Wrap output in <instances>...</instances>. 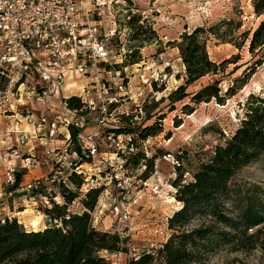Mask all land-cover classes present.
I'll return each mask as SVG.
<instances>
[{"label": "rangeland", "instance_id": "1", "mask_svg": "<svg viewBox=\"0 0 264 264\" xmlns=\"http://www.w3.org/2000/svg\"><path fill=\"white\" fill-rule=\"evenodd\" d=\"M102 13V38L106 35L103 33H108L112 29L116 30V35L109 40V47L114 56L111 62L121 73V77L116 78V81L122 82L123 79L124 85L121 102L117 105L120 110L115 118H118L120 123L128 121L131 127L152 125L160 127L157 135L147 140V147L151 148V151L150 148L147 149L150 151L149 155L150 157L154 155L153 171L147 179H144V183L134 184L131 200L123 203L129 218L135 224L134 247L142 251L150 248L151 245L160 247L170 235L167 229V217L181 207L180 202L174 197L176 191L173 186L174 180L180 173H183L184 178L190 179L197 165L206 160L215 146L224 143L235 131L240 115L245 113L249 96L264 93V55L249 51V39L242 47L234 44V42L241 43L242 33L254 30L263 17H258L254 13L252 0H113L104 7ZM130 15L141 16L140 23L145 28L141 39L152 37L150 41L142 43L141 40H133V32L127 23ZM224 20L233 21L228 26V29H232V31L228 30L230 35L226 40L210 37L207 43V50L212 61L222 64L219 71L210 73L189 85L187 88L189 96L171 104L170 93L186 80L185 67L179 50L174 47L173 42L179 40L181 34L186 31H192L198 26L215 25ZM238 25L240 27L237 28ZM132 59L137 62H132ZM254 65L256 67L253 70ZM106 72L99 73L104 81L114 77L113 73ZM248 72L251 74L247 83L237 89L235 94H230L232 91L229 87L235 89L239 85L236 80ZM64 78L65 97L71 94H82L84 88L91 85L94 80L92 73H79L73 68L64 70ZM209 84H216L220 90V98H212L209 102L193 101L192 97ZM186 105L189 107H185ZM40 106L46 108L41 107L44 110H37ZM0 107L3 110L13 109L18 114L15 117L7 116L6 122H2L0 117V140L3 138L5 140L6 133L8 138V144L6 142L0 144V158L8 152L14 156H20L21 159L30 161L34 159L41 164H44V161L49 162L50 172L46 170L41 178L44 184L40 188L41 193L38 194L47 195L52 201L56 199L61 203L60 191L63 189L60 188L59 183L51 182L50 176L57 165L56 157L67 149L65 144H68V135L69 132L72 133V130L67 132L65 128L59 127L54 140L61 143L60 147L49 148L44 154L40 152L36 155L28 151H19L15 145L17 143L15 137H12L17 135L19 139L17 141L20 142V133L24 132L28 135L25 131L18 132V124H16L20 120L24 123L27 113L35 118L44 117L48 123L53 122L60 107L59 100L52 99L50 103L36 102L29 106L13 102L11 105H0ZM139 109L141 110L140 119L131 123L128 118L138 115ZM123 112L125 114H120ZM2 114L10 115L11 113L7 110ZM95 115L96 113L86 116L89 120L86 126L89 129L93 127L92 119ZM16 117L18 119H15ZM11 124L14 125L11 126ZM128 124L126 122V125ZM8 126H10L9 130H7ZM34 132L36 133V130ZM71 141L75 143L72 138ZM70 148L75 149L77 153L79 147L74 144ZM15 149L18 155L14 154ZM182 154L183 157L177 160V156ZM178 164L182 165L179 170L176 167ZM16 165H14L15 170H17ZM132 176L136 177V174L133 173ZM252 184L260 185L264 189V155L242 168L231 180V187L234 189H244ZM4 185L8 188L12 186L6 182ZM26 200L28 202L14 203L17 210H22V205L26 207V203L33 206L32 209L27 207L29 210L25 214H18L17 220L26 224L24 227L28 230L43 229L46 223L42 216L45 213L44 202L41 203L39 198L36 204L27 198ZM80 200L77 198L70 205L72 212L83 210ZM11 215L17 214L8 215L0 210L2 218L11 217ZM115 218V214L111 211L100 213L99 209L95 208L93 212L95 226H99L105 219L108 221L105 224L106 227L111 223L105 228L106 231L112 230ZM120 231L123 232L124 229L121 228ZM103 253L107 255L106 251ZM209 260L210 264H264V254L258 249L234 251L228 247H222L217 249Z\"/></svg>", "mask_w": 264, "mask_h": 264}, {"label": "trees", "instance_id": "2", "mask_svg": "<svg viewBox=\"0 0 264 264\" xmlns=\"http://www.w3.org/2000/svg\"><path fill=\"white\" fill-rule=\"evenodd\" d=\"M252 6L254 13L263 18L254 30L242 33L241 43L234 44L242 47L249 39V51L263 56L264 0H252ZM140 22V15H130L127 21L133 32V40L145 43L152 37L141 39L145 28ZM232 23L233 21L224 20L215 25L198 26L192 31L182 33L179 40L173 42L185 67L186 80L170 93L171 104L189 96V85L219 71L222 64L212 61L207 43L210 37L226 40L230 35L228 30L232 31L228 26ZM132 62L137 61L132 59ZM254 67L256 66H253V70ZM250 74L248 72L238 78L236 82L239 85L235 89L229 87L232 91L230 94H235L237 89L245 85ZM219 91L216 84H209L192 99L196 103L209 102L212 98H220ZM66 101L70 107L82 105L77 95L69 96ZM191 110L193 111L192 108ZM126 122H119L117 128L106 131L115 135H130L138 146L143 141L147 144V140L157 135L160 128L157 125L131 127ZM75 135V131H72L71 138L74 140ZM72 151L76 152L75 149ZM150 151L140 147L128 158L125 168L133 170L145 163L147 169L139 177L147 179L153 171L154 162V155L150 157ZM77 153L79 154V148ZM183 154L178 155L177 160ZM262 155L264 93L249 96L245 113L240 115L235 131L224 143L216 145L206 160L197 165L190 179L184 178L183 173H180L174 180V197L181 207L167 217L169 237L160 247L149 253L142 251L130 263L210 264V256L222 247L234 251L258 249L264 254V189L257 184L244 189L231 187L235 174ZM176 167L179 170L182 165L178 164ZM21 182L22 173L19 172L16 174L15 184L9 189L13 192L20 187ZM57 183L63 189L60 191L61 196L59 195L62 201L59 203L53 197L55 200L52 198V206L44 209L52 221L46 222L43 229L28 230L16 217L0 216V264H112L103 251L127 252V238L116 232L103 231L93 223V212L102 191L100 187L84 190V178L77 173L69 174L65 183ZM43 184L41 182L32 189V194L41 193ZM77 198L81 199L83 210L72 212L69 207Z\"/></svg>", "mask_w": 264, "mask_h": 264}, {"label": "built area", "instance_id": "3", "mask_svg": "<svg viewBox=\"0 0 264 264\" xmlns=\"http://www.w3.org/2000/svg\"><path fill=\"white\" fill-rule=\"evenodd\" d=\"M112 2L0 0V105L8 106L15 102L29 106L36 102L59 100V110L51 123L44 117L35 118L29 113L25 115L34 130L45 134L47 142L56 138L59 127L76 133L73 143L69 132L68 144H65L67 149L56 157L57 165L50 180L65 183L69 174L77 173L84 178V190L101 188L96 208L100 213L111 211L115 214L111 231L127 238L126 264H131L142 251L149 253L158 247L151 245L142 251L134 247L135 224L123 207V203H128L132 198L134 184L145 182L139 175L147 169L145 163L133 170H127L124 165L140 147L146 151L147 144L143 141L137 146L130 135H115L106 131L120 124L115 117L120 110L117 105L124 90L123 79L122 82L116 81L121 77L120 71L111 66L114 56L109 40L116 35V30L103 33L106 34L104 38L101 36L102 12ZM72 68L79 73H92L94 78L92 84L77 95L81 106L70 107L66 100L75 94L66 97L63 94L64 70ZM100 72L113 73L114 77L104 81L99 76ZM94 113L96 115L90 130L86 126L89 121L86 116ZM140 115L139 109L138 115L131 117L130 122H136ZM28 139L26 133H20L21 143H26ZM74 144L79 147V154L70 148ZM14 154L18 155L17 149ZM35 162L33 159L29 164ZM15 171L14 164H9L6 170L7 184H14ZM133 173L136 177L132 176ZM36 187L30 183L21 191L29 194L27 199L33 204L39 198L45 208L51 207L53 203L50 197L32 194L31 190ZM42 216L45 222L52 221L48 213ZM121 228L124 233L120 231Z\"/></svg>", "mask_w": 264, "mask_h": 264}, {"label": "crops", "instance_id": "4", "mask_svg": "<svg viewBox=\"0 0 264 264\" xmlns=\"http://www.w3.org/2000/svg\"><path fill=\"white\" fill-rule=\"evenodd\" d=\"M41 107H45V106H40V109L37 110H44ZM46 108V107H45ZM8 110V112H10V115H5L2 114L5 113ZM13 112V114H12ZM18 114L15 113V111L13 109H2L0 107V117L2 122H6L5 118L8 117H15ZM4 118H3V117ZM3 118V119H2ZM15 119H18L17 117ZM0 120V121H1ZM20 120V119H19ZM21 121V122H20ZM18 121L16 124H18L17 126V131L19 132L21 131H25L28 133L29 139L26 143H21L18 142L19 139L16 137L17 135H13L12 137H15V141L17 142L15 145L17 146V149L19 151L22 152L23 151H28L31 152L32 155H36L37 153L40 154L41 153H45V151H47V149L51 148H59L61 144L59 141L54 140L53 142H46L45 140V134L44 133H40L38 131H36V133L34 132V126L29 124L26 120L23 123L22 120ZM14 124H11V126ZM14 127V126H13ZM10 126H8L9 130ZM61 130V129H60ZM7 134V133H6ZM4 135V138L0 140V144H3V142H6V144H8V138L7 135ZM12 137H11V141H12ZM18 140V141H17ZM12 157V158H11ZM15 158V159H14ZM20 156H14L11 155V153H6L4 156H2V158H0V210L2 212H6L9 214H17V215H11V217H16L19 219V215L18 214H25V212L27 210H29L27 207H30V209L33 208V206L29 205L28 203H26V207L22 205V210H17L14 203H17V201H26V198L28 197V193L25 191H21V189H16L12 192V190H10L9 188L11 187H5L4 182L6 181V170L9 164H17V170L16 173L21 172L22 173V182L20 183V187L22 186H26L30 183L34 184V185H38L41 183V178L45 175V171L48 170V173L50 172L51 169V165L49 162L44 161L45 163L41 164L38 162H35V164H29L30 160H25V159H19ZM12 161H11V160ZM7 163V165H6ZM44 165V166H42ZM20 190V191H19ZM32 192V190H31ZM20 221V220H19ZM22 222V221H20ZM107 220H102L100 222V225L96 226L97 228L106 231L107 227H109L111 225L108 224V226L106 227L105 224H107ZM111 222V221H110ZM24 224V223H23ZM24 226H26V224H24ZM35 230V229H33ZM109 259H111L112 264H126V253H107L106 255Z\"/></svg>", "mask_w": 264, "mask_h": 264}]
</instances>
